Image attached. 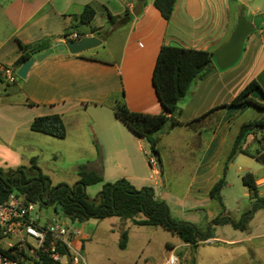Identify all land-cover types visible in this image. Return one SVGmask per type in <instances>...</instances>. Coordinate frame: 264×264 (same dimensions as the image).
Returning a JSON list of instances; mask_svg holds the SVG:
<instances>
[{
  "label": "crops",
  "instance_id": "crops-1",
  "mask_svg": "<svg viewBox=\"0 0 264 264\" xmlns=\"http://www.w3.org/2000/svg\"><path fill=\"white\" fill-rule=\"evenodd\" d=\"M86 4L95 10L90 25L97 30L90 32L85 25L77 29L84 32L83 37L100 38L97 34H101V43L77 54L66 49L55 51V44L64 40V33L77 22L75 16ZM125 10L130 13L129 20H119L113 25L107 22V13L121 16ZM234 26L229 0H176L168 20L154 7L153 0H0V68L9 66L14 71L18 68L13 63L21 52L20 43L49 39L53 49L41 61L34 62L26 78L14 81L17 99L0 100V142L7 146L16 144L22 153L28 152L24 165H29L32 157L40 163V156L49 149L52 158H61L76 167L85 164L104 181L125 178L137 188L152 186L159 198L176 201V194L162 189L165 185L161 181L165 173L159 152L162 143L168 149L173 168L180 173L178 178L186 172L189 175L186 191L175 205L185 208L188 202V208L201 211L214 200L209 188L222 173V164L225 166L235 135L232 126L248 108L220 105L228 103L251 79L264 90V27L247 36L240 59L231 67L218 69L212 59L211 74L195 81L191 91L180 99L179 119L183 123L167 124L157 133L158 181L149 178L148 141L125 126L115 116L113 106L123 99L132 111L161 113L163 109L152 84L160 46L179 45L212 53L226 41ZM0 83V89L7 95L2 83L8 82L1 75ZM252 96L264 102V95L259 91ZM48 114L61 116L66 128L64 138L29 128L34 117ZM253 176L258 194L263 196L264 176L256 173ZM77 180L78 175L74 182ZM244 194L250 196L249 191ZM221 198L230 214L222 194ZM219 211L220 207L214 215L207 216L205 210L204 219L198 214L196 217L205 222L204 227ZM103 219L110 220V231L116 232L119 238L127 230L126 247L121 250L132 246L136 237L133 230L138 225L118 216ZM72 223H77L75 227L70 226L76 232L72 245L80 251L79 246L84 247L83 241L91 240L95 230L87 220ZM167 247L169 252L163 264L170 254H175L176 246L167 244ZM143 253L141 249L138 257L147 261L148 254Z\"/></svg>",
  "mask_w": 264,
  "mask_h": 264
},
{
  "label": "trees",
  "instance_id": "trees-1",
  "mask_svg": "<svg viewBox=\"0 0 264 264\" xmlns=\"http://www.w3.org/2000/svg\"><path fill=\"white\" fill-rule=\"evenodd\" d=\"M175 2L176 0H153V5L162 17L168 20ZM94 15V8L90 4L84 5L81 13L75 16L77 22L72 23V27L64 33L63 38L72 32L77 33L78 39L82 38L84 32L77 29L80 25L88 26L90 32H96L97 28L90 25ZM129 19L128 10H125L121 16L107 13V22L110 25L119 20ZM97 35L103 39L101 34ZM19 48L21 52L13 63L14 68L39 53L53 51L49 39L31 44L20 43ZM212 59L214 58L208 50L179 45H161L152 72V84L163 111L158 114L132 111L121 99L113 106L115 116L135 135L146 138L152 154H158V131L167 124L175 126L183 123L179 119L181 110L178 103L191 91L195 81L203 80L211 74ZM256 91L264 95V90L259 83L251 79L228 103L220 107L251 106L264 110V102L252 96ZM29 128L56 138H64L66 135L65 125L59 114L36 116L32 119ZM258 134L260 137L256 138V141L260 143V148L252 151L246 143L247 138L249 135L255 137ZM239 154L254 157L264 163V117L246 120L239 125L231 142L225 167ZM157 159H159L158 156ZM77 175L78 180L71 185L63 182L52 184L50 178L41 172L36 159L32 157L27 166H19L8 171L0 169V202L6 199L9 193L16 191L25 195L29 201L52 205L56 213H58L57 204L59 203L63 215L72 222L118 216L122 219H129L138 226H161L191 247L214 237L213 231L216 226L231 224L234 228L245 229L252 214L264 208V195L258 194L255 178L249 172L242 176V183L249 189L250 198L253 200L251 208L242 214V219L239 221H234L226 212L221 198V189L226 184L225 174L222 173L209 188V195L218 202L220 211L206 224L204 230L193 223L173 219L168 205L162 198L156 196L152 186L137 188L125 178H119L113 182L104 181L98 172L89 170L85 164L77 166ZM96 183H101V188L96 197L90 199L86 188ZM127 239L128 232L125 229L121 232L118 241L120 249L126 247ZM42 259V264H56L47 255H44Z\"/></svg>",
  "mask_w": 264,
  "mask_h": 264
},
{
  "label": "rangeland",
  "instance_id": "rangeland-1",
  "mask_svg": "<svg viewBox=\"0 0 264 264\" xmlns=\"http://www.w3.org/2000/svg\"><path fill=\"white\" fill-rule=\"evenodd\" d=\"M229 3L234 13L235 23L240 15L255 23L254 29L249 35L253 34L258 28L264 27V0H229ZM82 29L84 28L82 27ZM262 38L264 42V30L262 31ZM14 74L15 81L23 80L16 75V70ZM15 85L2 83V87H6L5 94L8 93L4 95L3 90L0 89V100L17 99L18 92ZM260 117H264L263 109L248 106L243 110L237 122ZM237 122L232 126L234 134L239 127ZM259 137V134L255 137L253 135L248 136L246 143L252 151L260 148V143L256 141V138ZM180 144H182V141ZM159 152H161L165 169V173L161 177V181L165 182L162 189L176 194V201H178V198L180 199V196L186 191L189 175L186 172L182 178H178L180 173L173 168L168 149L162 143ZM27 153L26 151L22 153L16 144L7 146L0 142V169L8 171L15 169L16 166H23L24 157ZM148 154H152L149 148ZM39 160L38 167L42 173L50 178L53 184L63 182L71 185L76 180L77 167L61 158H52L49 155V149L44 150ZM192 164V161L188 162L189 167ZM157 167L159 168L158 162ZM223 167L225 166L222 164ZM248 172L256 173L257 176H264V163L254 157L239 154L222 170V173L225 174L226 184L221 189V194L234 221L241 220L242 214L250 209L252 205L253 200L249 194H244L249 189L242 183V176ZM100 188L101 183L88 186L86 192L89 198L94 199ZM261 191H264V187L261 188ZM163 200L168 205L173 219L178 221L190 220L203 230L206 227V225L203 227L205 222L196 217V214L204 219L206 217L205 210L207 216L209 214L214 215L219 207L216 200H212V203L205 209L203 207L201 211L200 209L188 208L190 206L188 202H185V208H179L175 205L176 201ZM37 207L43 222L58 220L69 227L77 226V223H72L67 216L56 213L52 205L39 203ZM211 210L212 212H210ZM87 222L95 230L94 237L91 240L83 241L84 247L79 246L87 264H163L164 258L169 252L167 244L176 246L175 255L179 259V264H264V208L258 209L252 214V219L246 223L245 229L234 228L231 224H226L222 228L216 226L213 234L217 238L211 242L207 241L208 239L201 241L195 247L185 246L178 236L161 226H135L133 230L136 235L135 241L127 250H121L117 245L118 234L110 231L109 219L90 218ZM229 240H233V242H228ZM141 249L144 252L143 254H148L147 261H144L142 257H138Z\"/></svg>",
  "mask_w": 264,
  "mask_h": 264
},
{
  "label": "built area",
  "instance_id": "built-area-1",
  "mask_svg": "<svg viewBox=\"0 0 264 264\" xmlns=\"http://www.w3.org/2000/svg\"><path fill=\"white\" fill-rule=\"evenodd\" d=\"M76 32L64 40H78ZM0 75L8 83H14V70L9 66L0 68ZM150 167L149 178L158 181L160 169L156 157L147 158ZM25 195L13 191L0 202V264H39L47 255L56 264H86L79 250L72 245V228L54 220L42 221L37 204ZM165 264H179L178 257L172 253Z\"/></svg>",
  "mask_w": 264,
  "mask_h": 264
},
{
  "label": "water",
  "instance_id": "water-1",
  "mask_svg": "<svg viewBox=\"0 0 264 264\" xmlns=\"http://www.w3.org/2000/svg\"><path fill=\"white\" fill-rule=\"evenodd\" d=\"M133 14L137 15L138 13L133 12ZM253 29L254 24L247 20L243 15H240L237 18L235 26L226 41L211 53V56L215 59V66L218 69H226L239 60L242 54L243 44ZM100 43L101 39L96 36H85L78 40H63L62 42H57L54 46V50L60 52L66 49L72 54H77L96 47ZM47 55L48 52L39 53L33 58L25 61L16 69V75L21 79L26 78V75L34 62L41 61ZM153 155L156 157L157 153H153ZM57 210L58 214H63L59 203L57 204ZM41 262L42 260L39 261V264H41Z\"/></svg>",
  "mask_w": 264,
  "mask_h": 264
}]
</instances>
